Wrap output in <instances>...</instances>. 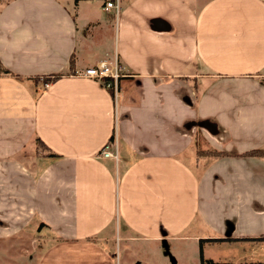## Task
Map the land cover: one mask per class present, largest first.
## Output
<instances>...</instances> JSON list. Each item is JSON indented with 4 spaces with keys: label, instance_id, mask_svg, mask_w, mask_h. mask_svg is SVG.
I'll list each match as a JSON object with an SVG mask.
<instances>
[{
    "label": "crops",
    "instance_id": "1",
    "mask_svg": "<svg viewBox=\"0 0 264 264\" xmlns=\"http://www.w3.org/2000/svg\"><path fill=\"white\" fill-rule=\"evenodd\" d=\"M88 1L0 4V237L42 222L60 239L36 264H118L120 241L264 236L243 155L264 146V0ZM114 56L116 101L80 74Z\"/></svg>",
    "mask_w": 264,
    "mask_h": 264
},
{
    "label": "rangeland",
    "instance_id": "2",
    "mask_svg": "<svg viewBox=\"0 0 264 264\" xmlns=\"http://www.w3.org/2000/svg\"><path fill=\"white\" fill-rule=\"evenodd\" d=\"M5 1L0 0V4ZM87 3L91 11L95 8L101 11V0H89ZM33 146L28 150L34 152ZM37 150L38 154L44 153L39 143ZM207 150L199 149L202 152L197 155H202ZM54 240L48 229H36L35 224L26 225L15 233L0 237V264H36L44 248ZM200 249L205 260L225 264H264V241H206L200 244L199 240L182 239L167 241L165 245L159 246L154 243L120 241L116 253L118 264H201Z\"/></svg>",
    "mask_w": 264,
    "mask_h": 264
},
{
    "label": "built area",
    "instance_id": "3",
    "mask_svg": "<svg viewBox=\"0 0 264 264\" xmlns=\"http://www.w3.org/2000/svg\"><path fill=\"white\" fill-rule=\"evenodd\" d=\"M101 6L104 11L112 12L117 17L121 10V0H101ZM80 74L101 80L103 85L111 91L115 101L119 97L121 91L120 78L125 75V71L115 56L110 61H98L94 66L84 69ZM44 85L47 86L48 83H44ZM111 146H113L112 150L110 149ZM100 153L105 157L115 158L116 141L111 140L101 149Z\"/></svg>",
    "mask_w": 264,
    "mask_h": 264
},
{
    "label": "trees",
    "instance_id": "4",
    "mask_svg": "<svg viewBox=\"0 0 264 264\" xmlns=\"http://www.w3.org/2000/svg\"><path fill=\"white\" fill-rule=\"evenodd\" d=\"M72 60L73 58H71V63H72ZM0 74H7V75H13L17 78H19L18 75L16 74H13L12 72H10L9 70H7L6 68L2 67L0 65ZM61 74L58 73V74H54V75H50V76H46V77H43V81L44 83H51L53 81H55ZM34 80H38V77H35ZM37 142L39 144H41V146H44V143L39 139L37 138L36 139ZM110 140H113V136L111 137ZM197 152H202V151H197ZM205 155L207 156H211V157H220V156H224L226 155L224 152L222 151H218L216 149H210V150H207L206 152H204ZM51 156H55V154L51 153L50 154ZM243 155L245 156H254V157H258V158H264V146L263 147H257V148H254V149H251V150H248L246 151L245 153H243ZM44 226V224L42 222L39 223L37 229H40ZM60 238L59 237H55V240L54 241H58ZM237 239H252V240H264V236H259V237H253V238H232V237H225V238H207V239H199V242L200 244L202 242H206V241H217V240H237ZM200 259H201V264H225V263H220V262H214L212 261L211 259L209 260H205L203 258V255H202V251L200 249Z\"/></svg>",
    "mask_w": 264,
    "mask_h": 264
}]
</instances>
